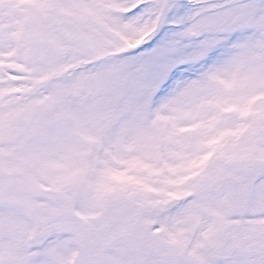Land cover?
I'll list each match as a JSON object with an SVG mask.
<instances>
[{"label":"snow or ice","instance_id":"1","mask_svg":"<svg viewBox=\"0 0 264 264\" xmlns=\"http://www.w3.org/2000/svg\"><path fill=\"white\" fill-rule=\"evenodd\" d=\"M0 264H264V0H0Z\"/></svg>","mask_w":264,"mask_h":264}]
</instances>
